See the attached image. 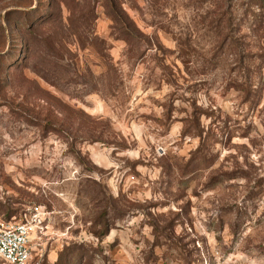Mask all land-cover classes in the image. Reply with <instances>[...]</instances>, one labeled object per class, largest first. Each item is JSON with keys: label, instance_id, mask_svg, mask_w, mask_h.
<instances>
[{"label": "rangeland", "instance_id": "obj_1", "mask_svg": "<svg viewBox=\"0 0 264 264\" xmlns=\"http://www.w3.org/2000/svg\"><path fill=\"white\" fill-rule=\"evenodd\" d=\"M33 264H264V0H0V223Z\"/></svg>", "mask_w": 264, "mask_h": 264}, {"label": "built area", "instance_id": "obj_2", "mask_svg": "<svg viewBox=\"0 0 264 264\" xmlns=\"http://www.w3.org/2000/svg\"><path fill=\"white\" fill-rule=\"evenodd\" d=\"M43 218L38 206L0 223V264H33L32 234L42 233Z\"/></svg>", "mask_w": 264, "mask_h": 264}]
</instances>
